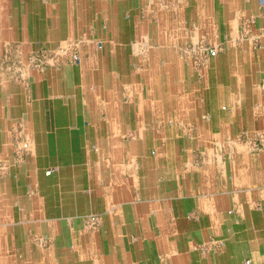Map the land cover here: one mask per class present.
<instances>
[{"label":"crops","instance_id":"obj_1","mask_svg":"<svg viewBox=\"0 0 264 264\" xmlns=\"http://www.w3.org/2000/svg\"><path fill=\"white\" fill-rule=\"evenodd\" d=\"M15 134L0 264H264V0H0Z\"/></svg>","mask_w":264,"mask_h":264},{"label":"built area","instance_id":"obj_2","mask_svg":"<svg viewBox=\"0 0 264 264\" xmlns=\"http://www.w3.org/2000/svg\"><path fill=\"white\" fill-rule=\"evenodd\" d=\"M187 51L191 54H194L198 60L213 58L218 54V50L216 48H211L207 43H202L198 46H190ZM67 53L68 51L64 47L57 49H45L32 54L30 61L34 69L44 70L47 67H57L64 64V58L67 56ZM67 62L73 64L79 63L80 56L78 51L74 50L70 60H67ZM21 155H24V152ZM98 221L99 219L97 217L92 216L88 222H90L92 225H97L99 223Z\"/></svg>","mask_w":264,"mask_h":264},{"label":"rangeland","instance_id":"obj_3","mask_svg":"<svg viewBox=\"0 0 264 264\" xmlns=\"http://www.w3.org/2000/svg\"><path fill=\"white\" fill-rule=\"evenodd\" d=\"M45 50V49H43ZM48 68V67H47ZM14 162L13 164L8 163L5 165L4 163L0 162V177H11L12 176V170L17 165V163L24 160L27 153L30 151V146L27 142H23L20 138H17V135L14 136ZM19 144V145H18ZM24 152V155H21ZM11 174V175H10ZM15 177V176H14Z\"/></svg>","mask_w":264,"mask_h":264}]
</instances>
